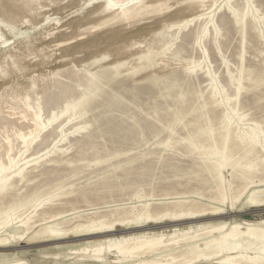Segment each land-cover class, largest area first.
<instances>
[{
  "label": "bare ground",
  "instance_id": "bare-ground-1",
  "mask_svg": "<svg viewBox=\"0 0 264 264\" xmlns=\"http://www.w3.org/2000/svg\"><path fill=\"white\" fill-rule=\"evenodd\" d=\"M14 1H16V0H14ZM56 1H58V0H56ZM167 1H170V0H87L86 8H87V5L88 6L96 5V6H94V8L92 10L93 13L96 11H100L101 15L106 14V17H105L106 21L103 24H109V23L115 22V21L117 22L116 24H118L119 22L120 23L124 22V24H125V22L129 23L130 21H139L141 23L147 15H149V14L151 15V13H153V12H160V11L163 12L164 7L168 3ZM177 1H179V0H177ZM218 1H220V0H218ZM13 3H12V5H13ZM16 3H17V1H16ZM23 3H25V2H23ZM41 3L43 4V2H41ZM184 3H185V0H184ZM184 3H182V4H184ZM187 3L189 4V6L186 9H188V10L191 9L195 13L190 14L189 16H187L188 18H185L184 20H182L178 23H174V24H171L168 26L166 23V26L164 24V26H165L164 30H162L160 32L157 31L158 33L156 35H161V36L166 37V38H167V35L170 36V39L168 41L164 42L165 44H163V45H165V47L163 49V46H162L163 50H161L162 52L159 53L158 56H161V55L165 56L167 54V52H171L172 49L175 46H177V41L180 38L183 31L186 30L188 27L190 29V25L193 24L194 22H196V21L199 22V21L204 20V18L207 15L210 16L209 19H207V22H205V23L203 22L202 26L196 32L195 44H194L195 48H197L196 46L201 47L204 40L208 39V37L211 36L213 39V42L215 43V46L217 47V49H219L220 43L218 42V39H219V36L222 32L220 33V27L214 21V15L213 14L216 10L220 11L223 9H227V11L230 15V18H234L235 24L238 27H240V29L242 30V33H243V39L242 40L243 41H245L246 37H247L246 27L248 24V20H251V21L253 20L254 22H257V23H258V21L260 22V20H264V16H262V18L260 17V10L255 9V7L253 6V0H246V5L243 7L242 15H240L238 9H235L231 5V0H223L222 4L219 7H218L216 2H213V4H211L210 6L207 5V3H209V0H187ZM31 4H33V3H31ZM28 5H30V3ZM44 5L45 4H43V6ZM81 5L83 6V4H81ZM168 5H170V4H168ZM242 5H244V3ZM60 6H64V5H60ZM255 6H257V5H255ZM8 7H9V5H8ZM31 7H29V8H31ZM181 7H182V5H181ZM186 7H187V5H186ZM14 8H13V10H14ZM20 8H22V7H20ZM20 8H19V10H20ZM32 8L34 9V7H32ZM172 9H171V11H172ZM168 10H167V12H169ZM174 10H175V8H174ZM177 10H178V7H177ZM16 12H20V11L17 10ZM64 12H65V10H64ZM75 12H76V10H75ZM221 12H223V11H221ZM3 13H5V12L3 11ZM9 13L12 14L11 12H9ZM20 13H22V11ZM44 13H46V12H43V14ZM103 13H105V14H103ZM40 14H42V13H40ZM5 15H7V13ZM55 15H54V17H55ZM158 15H160V13ZM14 16H15V14H14ZM72 16H71V18H72ZM76 16H74V17H76ZM97 16L99 17L100 13ZM152 16H154V15H152ZM21 17H22V14H21ZM25 17H26V15H25ZM27 17H28V15H27ZM52 17L53 16L51 15V18ZM66 17L68 18L69 16H66ZM0 18H2V17H0ZM17 18L18 17H16V18L14 17V19H17ZM24 18H22V19H24ZM68 19H70V18H68ZM226 19H228V18H226ZM215 20H216V18H215ZM21 21L22 20L20 19V22ZM24 21H25V19H24ZM228 21H231V20H228ZM51 22H53V21H51ZM101 22H103V21L100 20V23ZM225 22L226 21L224 20V23ZM231 23H232V21L230 22V25H231ZM18 24L22 25V23L21 24L18 23ZM141 24H143V23H141ZM46 25H48V24H46ZM127 25H129V24H127ZM133 25L134 24H132L131 26H133ZM225 25H226V23H225ZM250 25H251V22H250ZM58 27H60V26H58ZM69 27H67V28H69ZM87 28H86V30H87ZM248 28H249V26H248ZM262 28L264 29V27H262ZM35 29H36V27H35ZM100 29H101V27H100ZM154 29H155V27H154ZM93 30H96V28ZM212 30H213V35L211 34ZM259 30L261 31L260 28H259ZM42 31H44V29ZM48 31H49V29H48ZM55 31H56V29H55ZM149 31H151V30H149ZM256 31H257V29H256ZM119 32H121V31L119 30ZM26 33L27 32L18 31L15 25H12L11 23L5 21L4 19H0V49L4 50L3 51L4 53L7 52V49L10 48L12 45L16 44L21 39V36H23V34H26ZM83 33H85L84 30H83ZM86 33H85V35H86ZM227 33H228V31H227ZM42 34H44V32ZM249 34L250 33H248V35ZM253 34L254 33H252V35ZM262 34H263V32H262ZM103 35H104V33H103ZM187 35H188V33H187ZM250 36H251V34H250ZM43 37H44V35H43ZM48 37H49V35H48ZM121 37L122 36L120 34H117L114 37V39L119 40ZM188 37H190V36L188 35ZM33 38H35V37H32V39ZM83 38H80V39L83 40ZM126 38H127V36H126ZM166 38H164L163 40H165ZM182 38H181V41H185L184 38H183V40H182ZM223 38H226V35ZM239 38H241V37H239ZM258 38L259 37H257V39ZM23 39L24 38H22L21 40H23ZM189 39L191 40V38H189ZM42 40H43V38H42ZM192 40H193V37H192ZM28 41L29 40H27V42ZM155 41L158 42V39ZM29 42H28V44H29ZM39 43H40V41H39ZM88 43H90V42H88ZM40 44H38V45H40ZM73 44H75V43H73ZM179 44H178V46H179ZM65 45H66V43H65ZM25 46L26 45H24V47ZM55 46L58 47V44H55ZM66 46H68V45H66ZM77 46H79V45H77ZM16 47L14 49H17ZM22 47L23 46H21V48ZM60 48H62V47H60ZM150 48H151V46H150ZM184 48L185 47L183 45V50H184ZM192 48L194 49V47H192ZM22 49H20V50H22ZM44 49H48V48H44ZM141 49H139V50H141ZM40 50H39V52H40ZM54 50L55 49H53V51ZM16 51L13 54L7 53V54L3 55L4 61L8 60V61L12 62L13 66L17 65L19 63V62H17V59L19 58V56H18V53H16ZM176 51L177 52H175L174 54L171 55V56H173V59L174 58L179 59V57L181 55L182 50L180 51V49H178V50L176 49ZM173 52H174V50H173ZM201 52H202V61H204L203 63H205V61L207 59H210V58H208L210 52L208 53V50H203ZM214 53H216V52H214ZM53 54H55V53H53ZM133 54H134V52H133ZM43 57H41V58H43ZM76 57H77V55H76ZM82 57H83V55H82ZM108 57H110V56L106 55V56H103V57L98 58V59L96 58V60L93 62L92 65L99 63V62H103V61L107 60ZM152 58H153L152 52L147 51V53L141 54V56L139 57V60L140 61L148 60V62L147 61L146 62L151 64ZM164 58L165 57H163V59ZM44 59H46V56L44 57ZM74 59L76 60V58H74ZM173 59L172 60L167 59V60L173 62L174 61ZM240 59H241L242 63H243V61H245L243 56H241ZM20 60H22V59H20ZM158 61H160V60H158ZM45 62H46V60H45ZM67 62H69V61H67ZM110 62H112V61H110ZM180 62H182V61H180ZM38 63H39V61H38ZM78 63H75V64L77 65ZM81 63H82V61H81ZM165 63H167V61H165ZM199 63H201V61H199ZM28 64H30V63H28ZM189 64H190V62L188 63V65ZM103 65L104 64H102V66ZM126 65H127L126 62H117V63L112 64L109 67H102V66H101L102 68L98 67L99 69H101L100 71L97 70L95 72H92L89 69V71L87 72L88 76L86 75L87 77L85 79V82L80 85V87H82V90H81L80 94L78 92V97L72 98L74 96L71 94V91H69V89H67L66 91H62V95L64 98L63 100L66 103L65 106L62 107V109L59 112H57V110H56L57 113L54 112L52 115H49L50 117L48 116V118H46V119L43 118V116H44V113H43L44 111H43V107H42L43 103H40L41 101H38L36 103L37 100H35L34 102L36 104H33L31 101L32 96L30 97V94L28 91H26V92H28V94L24 96V99H22V100H17L15 98L13 99L15 102V106L17 108L19 107V104H21L20 105L21 110H20V112L18 111L19 113H17V115H19V117H17V118L13 117L16 113L14 112L15 114H13V112L11 111L12 113L11 112L10 113L13 115L9 116L8 118H4V117H2V113L0 112V122H3V123L5 122L4 124L9 123L12 126H14L10 130H13L14 132H12V133H14V134H12V135H15V139H10L9 137H7L5 139V144L7 146L3 144L0 147V151H1V149H3L5 152L4 155H1L2 151L0 152V257H6L7 256L5 254L6 252H9V251H12L15 249L17 250V247L14 246V244L18 243L20 241H26L27 244L33 245L35 243V241L40 239V238L49 239V240L44 241V242H47V244H45V245H57V246H55L56 247L55 249H58V245H60L61 243H64L70 239L79 238V239L87 241V245L85 248H83L84 246H82V248H76V247L70 248L71 251L69 250L70 253H68V254H70V256H73V255L80 256V258H78V260H76L72 264H264V210H263L264 209V124L260 125V124H258L259 122H257L256 124H248V121L244 116L243 117L239 116L241 114L238 115V113H240V112H238L237 109H238V106L242 104V97L244 95L243 94L244 89L240 84L241 80L240 79L236 80V82L238 81V86L235 90L236 92L235 93L233 92L234 97L230 98V96L226 94L227 93L225 90L226 87L223 88L221 86V88H223V89H220V86H218V84H216V79H215V77L212 76L213 71L211 72V70L208 67L206 70H204L206 72H204L202 74H204L203 75L204 77L206 76V77L211 79L210 97L212 98V103H210L207 99V101L211 104V108L208 107L209 103L207 101H205L206 99H203L204 100V103L202 102L203 109L200 108L201 110L200 109L199 110L198 109L197 110L191 109L190 107H189L190 109L188 110L187 109L188 107L186 108L185 105H187L190 101L192 103L195 100V99H193L194 96H193V93L191 92V91H193V89L191 90L189 88L190 87L189 86L190 84H189L188 86H186V89L184 88L182 90V92H180L181 93L180 95L178 94L179 98L177 99L176 102H174L175 103L174 104L175 110L173 111V114L169 113L168 109L171 108L169 106L166 110L167 111L166 115L164 112V115L166 116V121L168 122V124L172 123V121H171L172 117H176L177 120L181 119L183 122V119L186 115H192V116L194 115V120L191 121L189 124V126L191 128H189L187 130V133L185 134L186 137L181 139L182 141L179 142L180 143L179 147L184 145L183 148L185 150L186 149L188 150V148H190V147L193 148V150H194V148L197 149L199 146H200L199 148L203 147L205 143H209V145H210V148H208V146H207L206 151H203V149H202L203 152L201 153V155L205 156L204 163L199 164V165L197 164V166H195V167L193 166L190 169V173L195 176L196 181L207 184L208 183V176H211L212 180H214V182H215L214 193L211 196L207 197L208 199H206L207 200L206 203L203 201H200V203H199L198 202L199 200L196 202L194 199L191 200V198H186V196H178V195H186L188 193H183V194L182 193H176V192L165 193L164 197H166V198H163V199H154V195H150L149 196L150 199H146L145 201H141L144 197H140L141 195L136 196L138 193L137 194L134 193V194H136L135 195L136 199L140 200L139 205L132 206V207L127 206L128 208H119V209L117 207V209H115V210H112L110 212H106L107 209L110 208V207H108L107 209H105L106 210L105 213H102L103 211L100 213H96L94 211L95 213L90 214L89 217H86V218L84 217V219H82V216H79V215H77L78 217H72V216L78 214L75 211L74 212L76 214L73 213V214L69 215L72 212V210H70L71 212L69 214L66 212V210H65V212H62V211L55 212V209L57 208L55 206H59V205L58 204L57 205L52 204L49 201H48L49 204H47V205L40 203L38 206H36L35 205L37 203L36 198L45 192V188L34 187V188H32V190H30L31 192H29L26 195L23 194V196H21V198H18V195H19L18 194L19 193L18 186H20L21 183H23V184L31 183L33 181V179L31 177L33 175L38 174L40 172L42 173L45 170L49 171V172L50 171L51 172L56 171L55 165H60V163L62 164V162L64 161L63 157L65 155H67L68 151H70V150L65 149L64 146H66L67 144L70 146L72 141H75L78 143V145L80 144V147L82 150V147L86 145V143L83 142L84 137H90V134L88 133V129L90 128V126H93L95 124L97 125L98 122H101V121L103 122L104 119H107L105 125L110 129L109 133L111 132V136L123 134V135L119 136L120 139H118L120 141L119 144H122V145L124 143L128 142L127 138H130V137L136 138L138 135H143V131H142L143 127H145V126L149 127L150 126L147 121L146 122H145V120L142 121L141 118L136 115V113L129 111V109H127L126 106L124 105L127 102H125L123 104V103H121L122 98L119 97V95H118V97H115V94H117V93L113 94L114 97L109 95V96H106V98H103V96H102L104 93L103 92V90H104L103 86L106 83L109 84L110 82H113L114 80H116V82H117V78L121 74V68L125 67ZM4 66H6V65L4 64ZM43 66H45V64ZM200 66H202V65H198L197 67L199 68ZM197 67H194V69H193V66H192V69H187L188 70L187 74L190 75L189 79H193V77H194L193 75L196 73L195 68L197 69ZM76 68L77 67H75V69ZM0 69H1V66H0ZM13 69H15V67H13ZM95 69H96V67H95ZM145 69H146V67L144 65H142V66L134 69V73L138 74L139 72H141ZM1 70H3V69H1ZM33 70H32V72H33ZM84 70H86V68ZM91 70H93V69H91ZM199 70H200V68H199ZM16 71L18 72V70H16ZM36 71H37V69H36ZM64 71H65V69H64ZM83 72H86V71H83ZM5 74H7V73H5ZM147 74L148 73H146V75ZM131 75H129V76L131 77ZM176 75H177V73H176ZM233 75L234 74H232V76ZM19 76H20V74H19ZM56 76H58V75H56ZM232 76L230 75V78L228 77L229 80L235 81V79H233ZM5 77H6V75H5ZM83 77H84V75H83ZM136 77H138V76H136ZM147 77H148V75H147ZM20 78L21 77H19V79ZM216 78H218V77H216ZM137 79H139V78H137ZM256 80H257V85L254 86V88L257 89V88H259V86L264 85V76L258 75L256 77ZM118 81H120V80H118ZM148 81L153 86L158 87L157 85H159L161 82L162 83L163 82H165V83L173 82L175 84H178L179 82L181 83L182 81H185V79H180L179 77L174 75V77L171 76V77H167V78H164V77L163 78H154V77L148 78ZM39 82H40V80H39ZM139 84H141V83H139ZM2 85H6V83H3ZM68 85H69V83H68ZM148 85L149 84L147 82L146 87H148ZM168 85H171V84H168ZM163 86H165V84ZM33 87H35V86H33ZM43 88L44 87H42V89ZM165 90H166V88H165ZM38 91H40V90H38ZM136 91H137V89H136ZM138 93H140V92H138ZM35 94H37V93H34V95ZM198 94H199V92H198ZM133 95H134L133 96L134 99L132 101L139 100V98H137L135 94H133ZM208 95H209V93H208ZM59 96H57V97H59ZM36 97H39V96H36ZM128 98H130V97H128ZM135 98H137V99H135ZM167 98L168 97H166V99ZM202 98H204V97L200 96L199 99H202ZM211 98H210V100H211ZM163 99H165V98H163ZM192 99H193V101H192ZM159 100H157V101H159ZM11 101H12V99H11ZM59 101H61V100H57V99H56V101L55 100H49V101H46V103H44V105L47 106L48 108H52L55 105H58ZM157 101L155 100L156 103H157ZM100 103H101V105H100ZM62 104H60V105L62 106ZM132 104H134V103H132ZM138 104H139V102H138ZM194 105H196V104H194ZM8 106H7V108H8ZM97 106H98V108H96ZM158 107L154 108L156 115L159 114V111L161 109ZM10 108L13 109V111L16 110L15 107H10ZM10 108H8V109H10ZM90 108H94V109L96 108L101 113L105 114L106 116L103 115V116L98 117V113H97V118H95L96 114H93L94 115L93 119H91L89 121L82 120L83 117H85V115H87L86 113H87L88 109H90ZM8 109H7V112H8ZM218 109H220L222 111H220ZM239 109H241V108H239ZM53 110H55V109H53ZM217 110L220 111L222 113V115H224V119H222L223 121L220 122L221 126L219 125L220 127H218V128H216V125H214V122L216 123V120L218 119L217 116H219L218 115L219 113L216 112ZM113 111H117V112L119 111L120 115L124 116V118L126 117L128 119L133 120L134 125L125 126V122L122 120H121V122L119 121L120 123L115 122V120H113L115 118V117L113 118V116H114L112 114ZM162 111H163V109H162ZM210 112H212L213 114L210 115ZM204 113L206 114V116L209 114V116H207V121L203 120L205 122L204 125L206 124V122L208 123L206 126H202L199 122L201 120L200 118L205 116ZM5 117H7V116H5ZM220 118H222V117H220ZM235 119H237V120H235ZM154 120H155V118H154ZM246 121H247V123H245ZM15 125L17 128L15 127ZM17 125L19 126V128ZM1 126H2V123H1ZM96 127L94 126V128H96ZM4 129H7V127H5ZM166 129L167 128H165V131H166ZM2 130L0 129V131H2ZM97 131H95V132H97ZM99 131H101V130H99ZM162 131H161V134H162ZM6 132L8 133V130H6ZM83 135H85V136L82 137ZM52 136L53 137L57 136L56 137L57 139H55V137H54V139H55V141H53L54 143L53 144L51 143V145L54 146V149H56V151L53 149L52 151L49 152L50 156L49 157L47 156L49 159L44 160V161L43 160L40 161L37 158L33 159L34 157L29 158L30 156H27V154H29L31 151H34V150L38 151L39 149H41L45 144L48 143V141H49L48 139ZM110 139L112 140V138H110ZM169 139H170V137H169ZM204 139H205V142H204ZM136 140H137V138H136ZM107 141H108V139H107ZM1 142H3V140L2 141L0 140V143ZM109 142H110V140H109ZM159 142H161V141H159ZM15 143H18V145L20 146V149L17 153L19 156H16L17 154L15 153L16 154L15 155L13 153L15 151L14 150V148H15L14 144ZM111 143H112V141H111ZM182 143H183V145H182ZM72 144L74 146V143H72ZM47 145L49 146V144H47ZM111 145H114V144H111ZM160 145L167 148L169 146V143H168V141H167V143H163V140H162V143H160ZM187 145L190 147H187ZM93 147L95 149L94 145H93ZM110 147L112 148V146H110ZM205 147H206V145H205ZM121 148H122V146H121ZM97 149L98 148L96 147V152H97ZM208 149H211V150H208ZM111 150H110V152H111ZM155 150H156V148H155ZM193 150H191V152ZM86 151H88V150H86ZM105 151H107V150H105ZM119 151H120V149H119ZM119 151L114 153V154L112 152L110 155H108V158L98 157L99 155H97V158H94V159L92 158V160H94L93 163H95L96 165H99V164H102L104 162L107 163L108 161L112 160L113 157H118V156L120 157L121 155H123L122 154L123 152H119ZM122 151H123V149H122ZM130 151L132 152V150H130ZM240 151H242V155L241 156L239 155L240 157L239 158L237 157L238 159L236 160V158H235V160H234V157H235L234 155H236L235 153L236 152L239 153ZM92 152H94V151H92ZM98 152H99V150H98ZM82 154H84V153L82 152ZM92 154H94V153H92ZM105 154H108V153H105ZM192 154H194V153H192ZM197 154H198V152L195 151V155H197ZM35 155L39 156V154H35ZM77 156H78V154H77ZM94 156H96V155L94 154ZM101 156H103V155H101ZM125 156H126V154H125ZM80 158H81V156L78 157L79 161L81 160ZM126 158H128V157H126ZM73 159L70 162L68 161L67 164L73 166V164L77 163L76 161H73ZM87 159L90 160V158H87ZM201 159H203L202 156H201ZM121 160H124V159H121ZM150 160H152V159H150ZM136 161L137 160L135 158L134 159L128 158L124 164H121L118 166L117 170L123 169L126 166H131ZM31 163H33V164H31ZM80 163L83 164L84 162L80 161ZM65 164L66 163H64L63 165L66 166ZM107 164L104 166L105 168H107L106 167ZM96 165H95L96 168L94 166L93 167L95 168L94 171L97 172L98 166H96ZM108 165H110V164H108ZM87 166H88V164H87ZM87 166L85 167V169L87 168ZM90 166H92V165H90ZM100 166H99V168L101 169ZM133 166H134V164H133ZM59 167L61 168V166H59ZM137 167H138V165H137ZM62 168H64V167H62ZM65 169H64V171H65ZM72 169L73 168H71V171H73ZM111 169L113 170V167ZM68 170H70L69 167H68ZM82 170H84V168ZM86 170H88V169H86ZM92 170H93V168H92ZM225 170L230 171V174H229L230 176L228 175L230 177L229 180H227L226 179L227 177L225 178V176H224ZM62 171L63 170H61V172ZM144 171H146V170H144ZM65 172H68V171H65ZM172 172H173V170H172ZM76 173H78V172H76ZM79 173H80V171H79ZM105 173H106V171H105ZM105 173L102 172L103 175ZM70 174H72V172L71 173L69 172L67 174V175H69L68 179H69V177H71ZM83 174L84 173H82V175ZM119 174H120V172H119ZM141 174H143V173H140V175ZM73 175H74V172H73ZM107 175H108V173H107ZM111 175H109V176H111ZM113 175H114V173H113ZM115 175L117 176L118 173ZM109 176L105 182H103L102 179H101V181L103 182L104 190L105 189H106L105 191H107V189L111 190V191H109V193L110 192L112 193V191H113L112 189L114 187V184H116V183L115 182L112 183V181H110L111 177L109 179ZM99 178H102V177H99ZM132 178L130 176V179H132ZM64 179H67V178H64ZM78 179H80V178H78ZM120 179L123 180V178H120ZM134 180H132V181H134ZM66 181L68 182V180H66ZM117 181H119V179ZM135 181H134V183H135ZM69 182L72 184V182L70 180H69ZM79 182H81V181H79ZM150 186H152V185H150ZM68 187H69V185H68ZM101 187H102V185H101ZM130 188H132V187H130ZM191 189L192 188H190V190ZM117 190H118V188H117ZM125 190H127V189H125ZM166 190H168V189H166ZM192 191H193V189H192ZM117 192L118 191H116V193ZM194 192H196L195 194H200V193H197V191H194ZM200 192H201V190H200ZM63 193H64V191L62 192V194ZM71 193H73V191H71V192L67 191L62 196H66V195L71 194ZM89 195H90V193H83L82 198L84 200H86L87 197H90ZM171 195H175L177 197L167 198V197H170ZM135 196H134V198H135ZM9 197H12V198L16 197V198L12 199L13 202L10 205V208L8 210H6L2 206L5 205L6 201L9 200ZM7 198H8V200H6ZM203 198H206V197H203ZM45 199H47V198H45ZM89 200H91V198ZM157 201H160L162 203H158ZM66 203H69V202H66ZM38 207H40L39 214L31 213V214L26 215L30 210H32V208L36 209ZM246 208L262 209L259 212H263L262 213L263 215H259L258 219H248L249 216L246 213V210H245ZM35 209H33V210H35ZM111 209H112V207H111ZM60 210H63V209H60ZM90 210L92 211L93 209L91 208ZM23 211H24V213H23ZM83 213H85V212H83ZM83 213H81V215H83ZM84 215H86V214H84ZM235 216H243V217L240 221L235 220L232 222L233 217H235ZM70 217H72V218H70ZM35 219H37V220L35 221ZM163 228H166V231H163ZM170 228H171V230L168 231ZM8 231H9V233H8ZM13 247H16V248L13 249ZM55 249H54V251H55ZM89 249H91V251H89ZM60 256H61V254L52 253V254H44L40 258L44 259V260H59V259H62ZM68 260H70V259H68ZM28 261L25 260V258L20 259V256H19V258L14 256V258H12L11 264H27ZM72 261H74V260H72Z\"/></svg>",
  "mask_w": 264,
  "mask_h": 264
},
{
  "label": "rangeland",
  "instance_id": "rangeland-1",
  "mask_svg": "<svg viewBox=\"0 0 264 264\" xmlns=\"http://www.w3.org/2000/svg\"><path fill=\"white\" fill-rule=\"evenodd\" d=\"M16 1H17V3H16ZM16 1H14V0H8V1L7 0H0V5H1L0 6V12L2 13V14L0 13V17H2L0 19H4L5 21L11 23L12 25H15L17 30L20 32H27L26 34H23V36H21V39L22 38H24V39L23 40L20 39L16 44H14L10 48H8L7 52L4 53L3 52L4 50L0 49V56H1L0 57V64H1L0 66H1V69H3V70L0 69L1 70L0 71V112L2 113V117L8 118L9 116H11L15 113H16L15 114L16 116L14 115L13 117H15V118L19 117V115H17V113H19L21 110V108H20L21 104H19V107L17 108L15 106V102L13 99L15 98L17 100H22V99H24V96L27 95L29 92L30 97L32 96L31 101L33 104H36L38 101H41L40 103H43L42 104L43 111H44L43 112L44 113L43 118L46 119V118H48L49 115H52L54 112L55 113L59 112L62 109V107L65 106L66 103L63 100L64 98L62 95V91H66L67 89H69V91H71V94L74 96L72 98L78 97V92L80 94L81 90H82V87H80V85L85 82V79L88 76L87 72L89 71V69H90V71L95 72L97 70H99V71L101 70L99 68L102 66V64H104L102 67H109L112 64L117 63V62H126L127 65L125 67L121 68V74L117 78L118 83L116 82V80H114L113 82H110L109 84L106 83L103 86V89H104L103 92L104 93L102 96H103V98H106V96H109V95L114 97L113 94L117 93V94H115V97H118V95H119V97L122 98L121 103L124 104L125 102H127L124 105L126 106L127 109H129V111L136 113V115L138 117H140L142 121L145 120V122L147 121L148 124L150 125L149 127L148 126L143 127V129H142L143 135H138L136 137L137 140H136V138H131V137L127 138L128 142L124 143L123 145L119 144L120 141L118 140V139H120L119 136H121L123 134L111 136V132L109 133L110 129L105 125L107 119H104L103 122L102 121L98 122L97 125L95 124L93 126H90V128L88 129V133L90 134V137H84L85 135L82 136V137H84L83 142L86 143V145L82 147V150H81L80 144L78 145V143L75 141H72V143H74V146L72 143L70 144V146L68 144L66 146H64L65 149L70 150V151H68L67 155H65L63 157L64 158L63 160L65 162L63 161L62 164L60 163V165H55L56 171H54V172H51V171L49 172V171L45 170L42 172L43 174L40 172L38 174L33 175L31 177L33 179V181L31 183H28V184L21 183L20 186H18V190H19L18 198H21V196H23V194L26 195L29 192H31L30 190H32V188H34V187L45 188V192L36 198L37 199V203L35 204L36 206H38L40 203L47 205V204H49V202L52 204H56V205L58 204L59 206H55L58 208V209L57 208L55 209V212H58V211L65 212V210H66V212L69 214L71 212L70 210H72V212L69 215L76 212L78 214L75 213L76 215H74L72 217H78L77 215H79V216H82V219H84V217L85 218L89 217L90 214H93L95 212L100 213L103 211L102 213H105V211H106L105 209H107L108 207H110V208H108L106 212H110L112 210H115V209H117V207L119 209V208H128V207H132V206H137L140 204L139 203L140 200L136 199V196H140V195H141L140 197H144L141 201H145L146 199H150V197H149L150 195H154V199H163V198H166V197H164L165 193H174V192L182 193V194L188 193L186 195H178V196H186V198H191V200L194 199L196 202L199 200L198 201L199 203H200V201H203L206 203V201H207L206 199H208L207 197L211 196L214 193L215 182H214V180H212L211 176H208V183L207 184L196 181L195 176L190 173V169L193 166L194 167L197 166V164L199 165V164L204 163L205 156L201 155V153L203 151H206L207 146H208V148H210V145H209V143H205L203 147L199 148L200 147L199 146L197 148L198 150L196 148H194V150H193V148H191L188 145H187V147H190V148H188V150L187 149L185 150L183 148V146H184L183 143H182L183 146L179 147V144H180L179 142L182 141L181 139L186 137L185 134L187 133V130L189 128H191L189 126V124L191 121L194 120V115L193 116L192 115H186L183 119V122L181 119L177 120L176 117H172L171 118L172 123L168 124V122L166 121V116H165L167 113L166 110H167L168 106L171 107L170 109H168V111L170 114H173V111L175 110V107H174L175 103L174 102H176L177 99L179 98V95L181 94L180 92H182V90L184 88L186 89V86H188L189 84H190L189 88L191 90L193 89V91H191L193 93V96H194L193 99H195V100L197 99V100L193 101V99H192V101H193L192 103L190 101L187 105H185L186 108L188 107L187 108L188 110L190 108L195 109V110H197V109L199 110L200 108L203 109V104H202V102L204 103L203 99H206L205 101H207V99H208V101L210 103H212V98L210 97L211 79L206 77V76L204 77L203 76L204 74H202V73L206 72L204 70H206L208 67L211 70V72L213 71L212 76L215 77L216 84H218V86H220V89H223L226 87L225 88V90L227 92L226 94L229 95L230 98L234 97V93L236 92L235 90L238 86V81L236 82V80H238V79L241 80L240 84L244 89L243 90L244 95L242 97V104L239 105L238 109H237L238 112H240V113H238V115L241 114L239 116H242V117L244 116L247 119L248 124H256L257 122H259L258 124L263 125L264 124V85L259 86V88H257V89L254 88V86L257 85L256 77L258 75L264 76V39H263L264 38V29L262 28V27H264V23H263L264 20H260V22L258 21V23L254 22L253 20L252 21L248 20L249 25L247 24V27H246L247 37H246V40L243 41L242 40L243 39L242 30L240 29V27H238L235 24L234 18H230V15H229L227 9H223L220 11L218 10L219 12L216 10L213 14L214 15V21L220 27V33L222 32L219 36V39H218V42L220 43L219 49H217V47L215 46V43L213 42V39L211 36H209L208 39L204 40L201 47L196 46L197 48H195L194 44H195L196 32L202 26L203 22L205 23V22H207V19H209L210 16L207 15L204 18V20L199 21V22L196 21L193 24H191L190 25L191 30L188 27L186 30L183 31V33H182L183 35L181 34L180 38L177 41V46H175L171 52H167V54L165 56L164 55L158 56V54L162 52L161 50H163L165 47V45H163V44H165L164 42L168 41L170 39V36L167 35V38H166V37H163L161 35H156V34L165 29L166 23H167V26L174 24V23H178V22L184 20L185 18H188L187 16H189L190 14L195 13L191 9L190 10L186 9L189 6V4L187 3V0H185V3H184V0H182V1L179 0L180 2L177 0L167 1L168 3L166 2L167 5L164 7L163 12H161V11L160 12H153L154 14L151 13V15L149 14L144 18V20L141 22L144 25L141 24L139 21H130L129 23L125 22V24H124V22H121V23L119 22L118 24H116L117 22L115 21V22H111L109 24H103L106 21L105 20L106 14L103 13L105 15H101L100 11H96L93 13L92 10H93L94 6H96V5H90L91 7L87 5V8H86L87 0H78L79 2L77 0H66V1L65 0L64 1L63 0H58V1H56V0H49V1L48 0H25V1L24 0H21V1L16 0ZM23 2H25L26 4ZM41 2H43V4H45V5L43 6V4ZM213 2H216L218 7H219L222 4L223 0H220V1L209 0V3H207V5L210 6L211 4H213ZM12 3L14 6L12 5ZM27 3L28 4L30 3V5H28ZM31 3H33V4H31ZM182 3H184V4H182ZM243 3H244V5H242ZM81 4H83V6ZM168 4H170V5H168ZM8 5H9V7H8ZM60 5H64V6H60ZM181 5H182V7H181ZM186 5H187V7H186ZM231 5L235 9H238L240 15H242L243 7L246 5V0H231ZM255 5H257V6H255ZM31 6L34 7V9ZM253 6L255 7V9L260 10V17L262 18V16H264V14H263L264 13V0H253ZM20 7H22V8H20ZM29 7H31V8H29ZM177 7H178V10H177ZM13 8H14V10H13ZM19 8H20V10H19ZM174 8H175V10H174ZM171 9H172V11H171ZM15 10L16 11L18 10L20 12L22 11V13L16 12ZM64 10H65V12H64ZM75 10H76V12H75ZM167 10L169 12H167ZM3 11L5 13H3ZM221 11H223V12H221ZM9 12H11L12 14H10ZM43 12H46V13L43 14ZM6 13H7V15H5ZM40 13H42V14H40ZM99 13H100V16H99L100 18L97 16V15H99ZM159 13H160V15H158ZM14 14H15V16H14ZM21 14H22V17H21ZM25 15H26V17H25ZM27 15L29 18L27 17ZM51 15L53 16L52 17L53 19L51 18ZM54 15H55V17H54ZM152 15H154V16H152ZM66 16H69L68 18H70V19H68ZM71 16H72V18H71ZM74 16H76V17H74ZM14 17L15 18L18 17V18L14 19ZM22 18H24L25 21ZM96 18L97 19L99 18V19L97 20ZM215 18H216V20H215ZM226 18H228V19H226ZM20 19L22 20L21 22H20ZM100 20L103 22L100 23ZM224 20L226 21L225 23L227 26L225 25ZM228 20L232 21L231 25H230L231 21H228ZM51 21H53V22H51ZM250 22H251V25L253 24L252 26L250 25ZM18 23H20V24L22 23V25H19ZM46 24H48V25H46ZM127 24H129V25H127ZM132 24H134V25L131 26ZM164 24H165V26H164ZM58 26H60V27H58ZM248 26H249V28H248ZM35 27H36V29H35ZM67 27H69V28H67ZM100 27H101V29H100ZM154 27H155V29H154ZM86 28H87V30H86ZM95 28H96V30H93ZM259 28L261 29L263 34L259 30ZM43 29H44V31H42ZM48 29H49V31H48ZM55 29H56V31H55ZM256 29L258 32L256 31ZM83 30L85 33L88 31L86 33V35H85V33H83ZM119 30L121 32H119ZM149 30H151L152 32ZM227 31L229 34L227 33ZM43 32H44V34H42ZM103 33H104V35H103ZM187 33L190 37H188ZM248 33H250L251 36H250V34L248 35ZM252 33H254V34L252 35ZM117 34H120L122 36L119 40L114 39V37ZM211 34L213 35V30H212ZM43 35H44V37H43ZM48 35H49V37H48ZM225 35H226V38H223V37H225ZM126 36H127V38H126ZM191 36L193 37L194 41L192 40ZM32 37H35V38L32 39ZM155 37L158 39L159 43L157 41H155V40H157ZM182 37L184 38L185 41H181ZM239 37H241V38H239ZM257 37H259V38L257 39ZM42 38H43V40H42ZM80 38H83V40ZM164 38H166V39L163 40ZM183 38H182V40H183ZM189 38H191V40ZM27 40H29V41L31 40L30 42L28 41L29 44H28ZM39 41L41 44L39 43ZM88 42H90V43H88ZM65 43H66V45H68V46L70 45V46L69 47L66 46ZM73 43H75V44H73ZM38 44H40V45H38ZM55 44H58V47H56ZM178 44H179V46H178ZM24 45H26L27 47L26 46L24 47ZM77 45H79V46H77ZM183 45L185 47L184 50H183ZM14 46L15 47L17 46L16 47L17 49H14L15 48ZM21 46H23L22 47L23 49L21 48ZM150 46H151V48H150ZM162 46H163V49H162ZM60 47H62V48H60ZM192 47H194V49ZM44 48H48L49 50L44 49ZM138 48L139 49L142 48V49L139 50ZM20 49H22V50H20ZM53 49H55V50L53 51ZM176 49L177 50L180 49V51L182 50L179 59L178 58L173 59V56H171L172 54L177 52ZM39 50H40V52H39ZM173 50H174V52H173ZM203 50H208V53L210 52V54H211V55L209 54V57H208L210 59H207L208 61L206 60L205 63H203L204 61H202V52L201 51H203ZM15 51H16V53H18L19 58L22 60H20L18 58L17 62H19V63L17 65L13 66L11 61H8V60L4 61L3 55H5L7 53L13 54V53H15ZM147 51L152 52L153 58L151 60V64L147 63L148 60H143L144 62L139 60V57L141 56V54H145V53H147ZM133 52H134V54H133ZM214 52H216V53H214ZM53 53H55V54H53ZM76 55H77V57H76ZM82 55H83V57H82ZM106 55L110 56V57H108L107 60L92 65L93 62L96 60V58L98 59V58H101V57L106 56ZM43 56L44 57L46 56V59H44ZM241 56H243V58L245 59V61H243V63L241 62V59H240ZM41 57H43V58H41ZM163 57H165L166 59L165 58L163 59ZM74 58H76V60ZM167 59H169V60L173 59L174 63L172 61L167 60ZM45 60H46V62H45ZM158 60H160V61H158ZM38 61H39V63H38ZM67 61H69V62H67ZM81 61L83 64L81 63ZM110 61H112V62H110ZM165 61H167L168 64L165 63ZM180 61H182V62H180ZM188 61L190 62L189 65H188V63H189ZM199 61H201L202 64L199 63ZM28 63H30V64H28ZM75 63H78V64L76 65ZM4 64L6 66H4ZM44 64H45V66H43ZM142 65H144L146 67V69L139 72L138 74L134 73V69H136L137 67H140ZM191 65L193 66V69H194V67H197L198 65H202L199 67L200 70L198 67H197V69L195 68L196 73L193 75L194 76L193 79H189L190 75L187 74L188 73L187 69H192ZM13 67H15V69H13ZM75 67H77V68L75 69ZM95 67H96V69H95ZM85 68H86V70H84ZM36 69H37V71H36ZM64 69H65V71H64ZM91 69H93V70H91ZM16 70H18V72ZM32 70L34 73L32 72ZM83 71H86V72H83ZM5 73H7V74H5ZM146 73H148L147 74L148 77H147ZM176 73H177V75H176ZM19 74H20V76H19ZM173 74L175 76L179 77L180 79H185V81H182L181 83L179 82L178 84H175L173 82H167V83L161 82L159 85H157L158 87L153 86L148 81V78H153V77L154 78H163V77L167 78V77H171V76L174 77ZM232 74H234V75L232 76ZM5 75H6V77H5ZM56 75H58V76H56ZM83 75H84V77H83ZM129 75H131V77ZM230 75L233 77V79H235V81L229 80ZM136 76H138V77H136ZM19 77H21V78L19 79ZM216 77H218V78H216ZM137 78H139V79H137ZM38 79L40 80V82ZM118 80H120V81H118ZM147 82L149 84L148 87H146ZM3 83H6V85H2ZM68 83H69V85H68ZM139 83H141V84H139ZM164 84H165V86H163ZM168 84H171V85H168ZM33 86H35V87H33ZM221 86L223 88H221ZM42 87H44V88L42 89ZM177 87L178 88L180 87V88L178 89ZM165 88H166V90H165ZM136 89H137V91H136ZM38 90H40V91H38ZM26 91H28V92H26ZM138 92H140V93H138ZM198 92H199V94H198ZM34 93H37L35 95L39 96V97H36L34 95ZM208 93H209V95H208ZM133 94H135L136 97L139 98V100L132 101L134 99ZM57 96H59V97H57ZM200 96H203L204 98L199 99ZM128 97H130V98H128ZM166 97H168V98L166 99ZM55 98L57 100H61V101H59L58 105H55L52 108H48L47 106L44 105V103H46V101H49V100H55L56 101ZM137 98H135V99H137ZM163 98H165V99H163ZM210 98H211V100H210ZM11 99H12V101H11ZM35 100H37L36 103L34 102ZM155 100L156 101L159 100V101H157V103H156ZM131 102L134 104H132ZM138 102H139V104H138ZM210 103L208 104L209 108H211ZM60 104H62V106ZM194 104H196V105H194ZM100 105H101V103H100ZM7 106H8V108L15 107V109L17 111L16 110L13 111V109H11V108L8 109ZM155 107L161 108L158 115L155 114V111H154ZM96 108H98V106ZM96 108L95 109L94 108L88 109V111L86 113L87 115H85V117H83L82 120L89 121V120L93 119L94 118L93 114H96L95 118H97V113H98V117L103 116V115L106 116L105 114H103L99 110H97ZM239 108H241V109H239ZM7 109H8V112H7ZM53 109H55V110H53ZM162 109H163V111H162ZM220 109H218V110H220ZM56 110H57V112H56ZM218 110L216 112L219 113L218 114L219 116H217L218 119L216 120V123L214 122V125H216V128L221 126L220 122L223 121L222 119H224V115H222V113L220 112L222 110H220V111H218ZM11 111L13 112V114H11L12 113ZM164 112H165V115H164ZM112 114L114 115L113 118L115 117L113 119V120H115V122L120 123L122 120L125 122V126L134 125L133 120L128 119L126 117L124 118V116L120 115L119 111L118 112L113 111ZM211 114H213V113L210 112V115ZM204 115L205 116L201 117L200 118L201 120L199 121L202 126H206L208 124L206 122V124L204 125V123H205L204 121H207V116H209V114L206 116V114L204 113ZM5 116H7V117H5ZM220 117H222V118H220ZM154 118H155V120H154ZM235 120H237V119H235ZM247 121L245 123H247ZM1 123H2V126H1ZM4 123L0 122V126H1L0 129L1 130L3 129L2 131H0V138L2 137L0 140L1 141L3 140V142H1L2 144L0 143V147L3 144L6 145L5 139L7 137H9L10 139H15V135H12V134H14V133H12L14 131L10 130L14 126H12L9 123H6V124H4ZM3 125L5 127H7V129H4L5 127ZM94 126L95 127L97 126V127L94 128ZM15 127H16V125H15ZM18 128H19V126H18ZM165 128H167L166 131H165ZM6 130H8V133L6 132ZM97 130L98 131L101 130V131L98 132ZM95 131H97V132H95ZM161 131H162V134H161ZM54 137L53 136L50 137L48 139L49 140L48 143L46 142L47 144H49V146L47 144H45L41 149H39L38 151H35V150L31 151L32 153L31 152L30 153L32 155L29 153L30 155L27 154V156H30L29 158L34 157L33 159L37 158L40 161L41 160L44 161V160L49 159L48 158L50 156L49 152L54 149V146L51 145V143L53 144L54 143L53 141H55V139H57L56 138L57 136L55 137V139H54ZM169 137H170V139H169ZM110 138H112V140ZM107 139H108V141H107ZM109 140H110V142H109ZM162 140H163V143H167V141H168L169 146L167 148L160 145V143H162ZM111 141H112V143H111ZM159 141H161V142H159ZM204 142H205V139H204ZM111 144H114V145H111ZM93 145L95 146V149H94ZM109 145L112 146V148ZM205 145H206V147H205ZM121 146H122V148H121ZM14 147H15L14 148L15 151L13 153L17 154L19 149H20V146L18 145V143H15ZM96 147L98 148L97 152H96ZM155 148H156V150H155ZM111 149L112 150L114 149V150L112 151ZM119 149H120V151H119ZM122 149H123V151H122ZM202 149H203V151H202ZM54 150L56 151V149H54ZM86 150H88V151H86ZM98 150L100 153L98 152ZM105 150H107L108 152ZM110 150H111V152H110ZM130 150H132V152ZM191 150H193L194 152L193 151L191 152ZM208 150H211V149H208ZM1 151H0L2 153L1 155H4L5 154L4 150L1 149ZM92 151H94V152H92ZM118 151L123 152L122 153L123 155H121L120 157L119 156L113 157L112 160L107 162L110 165H108L106 162L99 164V165H96L95 163H93L94 160H92V158L93 159L97 158V155H99L98 157L108 158V155H110L112 152L114 154ZM195 151L198 152V154H197L198 156L195 155ZM82 152L84 154H82ZM91 152L94 153L96 156H94V154H92ZM105 153H108V154H105ZM192 153H194V154H192ZM35 154H39L40 157L38 155H35ZM77 154H78V156H77ZM125 154H126V156H125ZM235 154L236 155H234L235 156L234 160H235V158L237 160L242 155V151H240L239 153L236 152ZM101 155H103V156H101ZM16 156H19V155L17 154ZM80 156H81L80 161L84 162L83 164H81L79 159H78V157H80ZM201 156L203 157V159H201ZM86 157L90 158V160L87 159ZM126 157L133 158V159L135 158L137 161L135 163H133L134 166L132 164L131 166H126L123 169L117 170L119 165L124 164L127 161L128 158H126ZM72 159H73V161H76L78 164L75 163V164H73V166L67 164V162L68 161L70 162ZM121 159H124V160H121ZM150 159H152V160H150ZM64 163H66L65 164L66 166L63 165ZM86 163L88 164V166ZM31 164H33V163H31ZM106 164H107V166H106L107 168L104 167ZM136 164L138 165V167ZM90 165H92V166H90ZM95 165L98 166V168H97L98 173L96 171H94L96 168ZM59 166H61V168L62 167H64V168L61 169ZM86 166H87L86 169H88V170L85 169ZM99 166L101 167V169L99 168ZM111 166L113 167L114 171L111 169L112 168ZM68 167L70 170H68ZM71 168H73L72 169L73 171H71ZM83 168H84V170H82ZM92 168H93V170H92ZM60 169L63 171L61 172ZM64 169H65V171H68V172H65ZM144 170H146V171H144ZM172 170H173V172H172ZM79 171H80V173H79ZM105 171H106V173H105ZM69 172L70 173L72 172V174H70L71 177H69V179H68L69 175H67V174ZM73 172H74L75 176L73 175ZM76 172H78V173H76ZM102 172H104L105 174L103 175ZM119 172H120V174H119ZM82 173H84V174L82 175ZM107 173H108V175H107ZM113 173H114V175H113ZM117 173H118V175L116 176L115 174H117ZM140 173H143V174L140 175ZM229 174H230L229 170L224 171V176H225V178L227 177L226 178L227 180L230 179ZM109 175H111V176H109ZM108 176H109V179L111 177L110 181H112V183H114V182L116 183V184H114V187L112 189L113 190L112 193L111 192L109 193V191H111V190L107 189V191H108L107 192V191H105L106 189L104 190V188H103V182L106 181ZM130 176H131V178L132 177L133 178L130 179ZM99 177H102V178H99ZM64 178H67V179H64ZM78 178H80V179H78ZM120 178H123V180ZM101 179L103 182L101 181ZM118 179H119V181H117ZM66 180H68V182ZM69 180L72 182V184L69 182ZM132 180H134L135 183ZM79 181H81V182H79ZM68 185H69V187H68ZM101 185H102V187H101ZM150 185H152V186H150ZM130 187H132V188H130ZM117 188H118V190H117ZM190 188H192L193 191H192V189L190 190ZM125 189H127V190H125ZM166 189H168V190H166ZM200 190H201V192H200ZM63 191H64V193H66L67 191L68 192L73 191V193L68 194L66 196H62L64 194V193L62 194ZM116 191H118V192L116 193ZM194 191H197V193H200V194H195L196 192H194ZM83 193H90V195H89L90 197H87V199L84 200L82 198ZM134 193H136V194L138 193V194L136 195ZM134 196H135V198H134ZM202 196L206 197V198H203ZM174 197H177V196L171 195L170 197H167V198H174ZM14 198H16V197H13V198L9 197V200L7 198L6 199V200H8V201H6L7 204L5 203V205H3L2 207L5 208L6 210H8L10 208V205L13 202L12 199H14ZM45 198H47V199H45ZM90 198H91V200H89ZM66 202H69V203H66ZM157 202L162 203L160 201H157ZM111 207H112V209H111ZM91 208L93 209L92 211L90 210ZM33 209H35V208H32V210H30L26 215L31 214V213L39 214L40 207L36 208L37 210L36 209L33 210ZM60 209H63V210H60ZM245 210L249 216L248 219H258L259 215H263L262 214L263 212H259L262 209L246 208ZM83 212H85V213H83ZM23 213H24V211H23ZM81 213H83V215H81ZM84 214H86L87 216ZM72 217H70V218H72ZM242 217L243 216H235V217H233L232 222L235 220L240 221L242 219ZM36 220L37 219H35V221ZM170 230H171V228L168 231H170ZM163 231H166V228H163ZM8 233H9V231H8ZM46 240H49V239L40 238V239L36 240L33 245L27 244L26 241H20L21 243L20 242L15 243L14 246L17 247V250L15 249V250L6 252L5 253L7 255L6 257H0V264H11L12 258H14V256L17 258H19V256H20V259L25 258V260H27V261L29 260L27 262V264H29V263L30 264H72L76 260H78V258H80V256H78V255L70 256V254H68L71 251L70 248L71 247L82 248V246H84L83 248H85L87 245V241L79 239V238H75V239H70L64 243H61L60 245H58V249H55L56 248L55 246H57V245H45V244H47V242H44ZM16 247H13V249ZM54 249H55V251H54ZM89 251H91V249H89ZM52 253L61 254L60 257L62 259L44 260V259L40 258L44 254H52ZM68 259H70V260H68ZM72 260H74V261H72Z\"/></svg>",
  "mask_w": 264,
  "mask_h": 264
}]
</instances>
